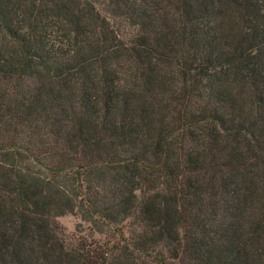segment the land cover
<instances>
[{"label": "trees", "instance_id": "obj_1", "mask_svg": "<svg viewBox=\"0 0 264 264\" xmlns=\"http://www.w3.org/2000/svg\"><path fill=\"white\" fill-rule=\"evenodd\" d=\"M106 12L0 0V264H264V0Z\"/></svg>", "mask_w": 264, "mask_h": 264}, {"label": "rangeland", "instance_id": "obj_2", "mask_svg": "<svg viewBox=\"0 0 264 264\" xmlns=\"http://www.w3.org/2000/svg\"><path fill=\"white\" fill-rule=\"evenodd\" d=\"M91 3L101 17L108 19V21L111 22L106 12V0H91ZM113 28L115 29L114 25ZM119 30L121 32V29ZM122 38L125 39L126 36ZM56 222L62 228L63 234L66 237L82 236L97 241L104 239V234H96V233L91 234V232H89L88 230L90 228L89 223L83 221L78 215V212L76 211H74L71 214H64L57 217ZM103 230L104 233H107V229L104 228Z\"/></svg>", "mask_w": 264, "mask_h": 264}]
</instances>
